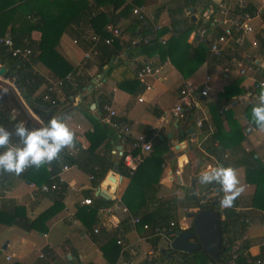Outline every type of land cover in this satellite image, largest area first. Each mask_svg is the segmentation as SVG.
<instances>
[{
	"label": "crops",
	"instance_id": "1",
	"mask_svg": "<svg viewBox=\"0 0 264 264\" xmlns=\"http://www.w3.org/2000/svg\"><path fill=\"white\" fill-rule=\"evenodd\" d=\"M96 1L97 3L101 1L102 4L107 0ZM96 1L86 0L91 7L96 5ZM110 1L111 6H100L97 11L111 12L118 16L114 26L120 31V37L116 40L118 54L112 56L110 63L99 70L97 57L88 61L82 58L83 53L88 49L87 38L93 34L88 22L84 20L68 27L59 38L56 51L74 69L80 70L81 76H84L90 85L88 84L86 92L80 90L67 101H64L61 92L56 95V100L64 103L52 117L67 118L66 123L76 134L75 144L85 150L89 146L86 134L93 131L101 132L104 127L98 119L100 115L96 106L101 100H106L105 102L116 113L117 119L129 126L131 137L150 131L153 138L164 142L165 148L160 155L156 198L158 201L172 200L175 203V224L185 230L191 224V220L186 217L187 213L196 211L193 207L195 200L200 198L199 203L209 204L215 195L213 185L219 190L216 183L203 185L199 182L201 171L216 163L207 149V137L213 130L209 118V104L219 102L220 108L225 107L231 112L232 120L242 130L240 150L255 154L259 162L264 164V130L250 127L243 115L246 106L257 102L261 89L256 90L255 85L264 83V43L260 44V38L264 37V24L261 21L264 0H194L192 3L186 0ZM129 6L140 8L146 15V19L140 22L149 32L143 40L150 41L156 32L161 30L165 32L158 39L150 41L146 47L138 46L139 37L135 38L136 35H132L135 26L132 23L135 17L131 13H121L122 8ZM245 7L252 10V16L249 15L252 34L239 38L236 42L232 39L228 40L220 57L212 56L207 48L204 61L185 78L171 65L168 57L161 60L158 54H145L160 46L164 47L166 42L171 41L174 37L170 28L171 20L189 19L193 23V30L186 39V43L192 48L201 43L193 34L200 29L207 30L204 43L208 47V41L219 35L225 27L222 22L240 17L243 15L240 10ZM0 12L25 15L27 10L20 0H0ZM205 14L207 16H204ZM9 30L10 26L2 36H8ZM39 36L36 31L30 33V38L34 41L39 40ZM251 40L257 42L256 47L251 46L249 42ZM142 43L146 44L143 41ZM145 64L159 68V72L155 77L139 82L135 78V72ZM237 64L242 69L250 66L251 71L240 76L238 75L240 68ZM11 65L9 59L0 58V68L4 70L0 76V106L7 108L13 118L19 117L18 123L25 124L20 113L14 109L12 98L25 116L27 115L24 108L31 118L43 126L29 108L28 101L16 89L14 78L9 73ZM32 71L45 80L35 96L40 95L45 91V87L55 82L48 70L38 62L32 66ZM205 77L209 78L207 95L197 98L196 106L186 113L185 119L175 120L170 114V109L176 102L178 90L187 82L201 87ZM132 82L134 84H126ZM1 83L4 85L2 86ZM119 84H122L123 88H119ZM5 86L13 90L22 106ZM236 89H240L241 93L233 96ZM90 90L91 96L88 93ZM227 99H230L229 103L225 104L224 101ZM203 118L209 126L202 121L207 128L202 132L195 127V122ZM221 127L224 131L228 130L226 122H223ZM189 129L192 132L188 136L180 135L181 132ZM187 141L191 148L186 146ZM124 146L125 143L110 130V136L96 148L94 153L103 155L113 163V166L95 187L90 184L89 176L74 166H70L69 170L62 174V178L70 184V187L58 186L63 188L60 201L62 209L46 222L43 232L24 231L15 226L0 224V264H115L116 262L150 264L152 260L156 264L175 262L177 253H172L169 257L167 255L169 251H165L166 247L161 238L153 248L152 238L156 236L147 235L137 227H132L129 216L125 213L119 210H112L109 213L99 212L101 208H109L115 203L122 204L121 197L129 178L124 174L122 167L119 169L117 165L120 164V160L111 152L119 148L124 149ZM74 148H65V150L72 152ZM195 151L202 153L198 160ZM239 157L238 153L228 154L226 167L231 166L237 170L244 187L243 193L235 200V211L244 217L246 227L243 231H239L237 227L232 228L228 237L232 240L233 255L241 254L245 258L244 264H252L253 260L264 255V213L250 207L254 186L244 182L243 166L238 161ZM98 191L106 194L108 199L96 195ZM52 192L43 193L30 182L19 178L11 179L0 187V211L11 213L13 208H23L24 215L31 221L52 206ZM95 197L110 201V205L97 209V223L87 229L75 217V213L79 207L84 206L80 204L81 200L90 199L93 202ZM183 205L188 207L183 208ZM180 211L185 214L184 221L178 218ZM94 228L98 232L93 233ZM111 237L130 247L132 251L121 254V247L114 246L106 253H102L101 248ZM161 250L164 253H161ZM145 252H152L151 262L143 260L142 253Z\"/></svg>",
	"mask_w": 264,
	"mask_h": 264
},
{
	"label": "trees",
	"instance_id": "2",
	"mask_svg": "<svg viewBox=\"0 0 264 264\" xmlns=\"http://www.w3.org/2000/svg\"><path fill=\"white\" fill-rule=\"evenodd\" d=\"M23 2L27 13L21 15L19 13L9 14L0 12V36H2L6 28L10 26L8 37L12 41L14 47L26 48L30 51L28 61H22L11 58L6 48L0 45V58L9 59L12 63V68L9 70L11 76L14 78L15 86L20 95L26 99L29 103V108L40 119L42 125H47L48 121L52 118L54 113L63 105L64 101H67L69 97L75 95L78 91L86 92L88 81L85 80L81 74L74 79L72 83L63 82L61 87V94L64 101L58 102L54 94L49 95V99L55 102L51 105L48 101H42V92L40 95L35 93L38 88L44 83V79L33 73L32 66L38 62L43 65L49 72L54 81L63 80V78L70 73H74L77 69H74L64 58H62L56 51L60 36L71 25H77L80 21L86 20L89 27L93 31V34L101 38L107 37L104 31L106 24H112L115 26L118 16L115 14L106 13L103 11H97L100 6L109 7L111 1L107 0L106 3H97L93 7L89 6L86 0H20ZM194 0H186V2L192 3ZM100 4V5H99ZM118 7V6H117ZM116 10V6H114ZM94 10L95 12H92ZM131 7H124L121 9L122 14L130 13ZM241 13H247L252 16V10L245 7L240 10ZM261 21L264 24V13L261 15ZM135 23V24H134ZM132 35H136L138 38V46L146 47L150 41L158 39L165 30L156 32L151 37L152 40H148L146 44L142 41L148 30L134 19ZM192 22L189 19L179 21H170L171 32L174 37L171 41L165 43V46L155 48L146 55L158 54L162 60L168 57L171 65L178 71L183 77H187L192 73L196 67H198L205 59L207 52V44L203 42L199 43L196 47L186 43V39L189 33L193 30ZM206 24V23H205ZM204 24V25H205ZM209 23H207L208 25ZM36 31L39 33V40L34 41L30 38V33ZM134 37V36H133ZM116 40L112 42L110 46L103 45L100 41L96 44L99 60L98 69L100 70L105 64L110 63L112 56L118 54L116 49ZM264 43V37L260 38V44ZM10 76V77H11ZM264 79V76H263ZM123 84V83H122ZM119 84V88H123V85ZM126 84H134L126 83ZM90 85V84H89ZM47 87H45L46 89ZM90 96L92 91H88ZM94 93V92H93ZM241 90L236 89L233 92V96L240 94ZM14 109L20 113L25 120V126L29 129L38 128L32 121L21 112L18 104L11 98ZM230 99L224 101L225 104L229 103ZM106 101V100H105ZM101 100L97 104V110L100 114V107L103 103H107ZM220 103L215 102L208 105V111L210 114V123L213 127L211 134L207 137L208 153L214 157L217 164L227 166L228 154L238 153L239 163L243 166L244 182L254 186V192L250 199V207L264 213V164H261L255 154L249 152L245 153L240 150V143L242 141V130L232 120V114L230 111H220ZM254 103L249 104L243 111V115L248 125L253 129H257V126L253 123L252 108ZM21 118V117H20ZM99 119V118H98ZM19 117H12L11 112L4 106H0V126L14 131L15 126L18 123ZM91 121L95 123L93 119ZM226 122L228 127L227 131H224L221 124ZM205 124L202 123L201 131H205ZM101 132L93 131L86 134V140L89 143L87 149H80L79 145L75 144V148L78 150L74 155L64 149L60 153V158L53 161L50 165L46 164L40 168H36L34 165L28 167L20 175L15 173H9L6 171H0V187L5 182L14 178H19L26 182H30L39 188L42 184L50 185L52 183V177L55 176L61 166H74L78 170L87 174L92 186H97L105 177L106 173L111 170L113 163L110 162L103 155H98L95 152L96 148L110 136V129L103 125ZM146 138H151V151L147 157L139 164L132 176L128 177V185L121 197L122 204L128 209L130 215L140 218L141 223L147 224L148 231H143L147 235L152 234V230L159 226H167L169 222H174V229L182 231L175 224V203L171 200L158 201L156 193L158 190L157 180L160 174V155L163 152L165 146L164 142L157 138L151 137L150 131H144ZM215 143V145H214ZM10 146H22V141L19 137L13 135L10 142ZM5 148H0V152L5 151ZM197 160L201 158L202 153L195 151ZM195 162V165L197 163ZM193 165V168L195 167ZM120 169L121 165H117ZM48 168L49 170H46ZM126 175V173L124 172ZM219 192L217 196L218 205L214 207L216 213L221 212L220 219V236L221 244L219 247L217 260L211 259L208 255L201 251H195L192 253H179L177 259L181 260L183 264H244L245 258L241 254H237L233 260H231L234 251L231 252L232 240L228 237V233L234 227H237L239 231H243L246 227L244 217L235 211L236 203L234 201L231 207L220 209V201L223 198V194L218 184ZM59 188V187H58ZM63 188H59L51 193L53 204L46 211L39 214L33 220H28L24 215L23 208H13L11 213H5L0 211V224L5 226H15L24 231L35 230L43 232L45 230L46 222L54 216L58 211L62 209L60 201L62 199ZM201 199L197 198L194 202V208L196 211H200L208 208V203H199ZM110 205V201L103 200L99 197H95L91 205L79 207L76 210L75 217L81 222V224L89 229L97 223L96 212L99 207H106ZM183 208L188 206L183 205ZM138 230L142 231L140 227ZM191 226L183 231H191ZM92 231V230H91ZM98 232V231H97ZM159 237L152 238V247L155 248ZM116 240L111 237L107 240L105 246L101 248L102 253H106L114 246ZM232 261V262H231ZM151 262V261H150ZM253 262V261H252ZM155 263L154 260L150 264ZM146 264V263H143Z\"/></svg>",
	"mask_w": 264,
	"mask_h": 264
},
{
	"label": "built area",
	"instance_id": "3",
	"mask_svg": "<svg viewBox=\"0 0 264 264\" xmlns=\"http://www.w3.org/2000/svg\"><path fill=\"white\" fill-rule=\"evenodd\" d=\"M130 13L135 19L139 22H143L146 19L145 13L138 7L132 6ZM204 16H207L205 14ZM226 19V18H225ZM250 16L243 14L238 18L226 19L222 23L225 26L219 35L212 37L208 41V52L214 57H220L223 52V48L226 46L227 41L232 39L236 42L239 38L250 36L252 34V28L249 25ZM104 31L107 34V37L100 39L99 36L95 34H90L87 38L88 49L83 53V60L88 61L91 58L98 56V51L96 49V44L101 40L103 45L110 46L114 40H118L120 37V31L112 26L111 24H106L104 26ZM207 30L200 29L198 32L193 34L196 36L197 41L203 42L206 38ZM144 43L147 41L143 40ZM251 46L256 47L257 42L255 40L249 41ZM75 44L76 41L74 40ZM0 45L6 48L11 58L28 61L30 51L26 48L14 47L12 41L8 36H0ZM237 67L240 68V65ZM247 71H251V67L248 66L245 69H238V75L244 76ZM159 72V68L153 67L151 65L145 64L142 65L136 72L135 78L139 82H143L146 78L155 77ZM80 75V70H76L74 73L67 74L63 80L55 81L49 87L45 89V93L42 95V101H48L51 105H54L55 102L49 99V95L54 94L55 96L61 92V87L63 82L72 83L76 77ZM208 81L209 78L205 77L202 86H197L191 83H184L182 87L178 90L177 98L175 104L170 109V114L175 120L185 119L186 113L196 106V100L198 97H205L208 92ZM148 88V87H147ZM256 90L264 88V83H259L255 85ZM225 107H221L220 111H225ZM99 121L101 124L106 125L110 130H112L124 143V149H116L111 153L115 155L119 160L122 169L126 173L127 177H130L135 172L139 164L144 160L145 157L151 151V138L148 139L144 134H138L131 137L129 126L122 120L117 119L116 113L111 109V106L107 103H103L100 107ZM202 121L206 123V119L197 120L195 122V127L200 129L202 127ZM208 124V123H206ZM209 126V124H208ZM152 137V135H151ZM153 138V137H152ZM128 140V141H126ZM215 145V143H214ZM80 147V146H79ZM201 148V147H199ZM78 148H74L72 152H68L69 155H74ZM201 152H205L200 150ZM246 151V150H245ZM217 163L214 162L212 166H216ZM69 166H61L59 172L52 177V183L50 185L42 184L38 190L43 193H49L58 189V186L65 185V187H70V184H67L66 181L62 178V174L69 170ZM90 180L91 177H88ZM221 188V186H220ZM221 193L224 196V192L221 188ZM81 205L89 206L91 205L90 199H83L80 202ZM227 207H222L220 209H225ZM119 210L129 216V223L132 227H140L142 231H148L149 227L147 224L141 223L140 218L134 217L129 214L128 210L120 203H115L109 208H101L99 212L109 213L110 211ZM97 229H93V233H96ZM179 231L174 229V222H169L167 226H159L152 230L151 236H157L164 241L165 247L174 239ZM115 244L120 248L121 254L125 251L131 252L130 247L124 246L119 240H116ZM152 252L142 253V258L146 262H150L152 259ZM234 255L231 260L234 259ZM8 257H6V260ZM232 262V261H231ZM115 264H123L122 262H116ZM156 264V263H153ZM169 264H183V262L177 259L173 263ZM252 264H264V255L253 260Z\"/></svg>",
	"mask_w": 264,
	"mask_h": 264
},
{
	"label": "clouds",
	"instance_id": "4",
	"mask_svg": "<svg viewBox=\"0 0 264 264\" xmlns=\"http://www.w3.org/2000/svg\"><path fill=\"white\" fill-rule=\"evenodd\" d=\"M253 123L264 130V88L261 89L257 102L251 110ZM67 118L52 117L47 125L29 129L24 123H18L14 131L0 126V171L20 175L28 167L40 168L60 158L65 148L75 146L76 134L66 123ZM13 135L20 138L22 146H8ZM199 182L203 185L219 184L224 192L220 201L222 207H231L243 193L244 187L237 170L231 166L217 164L201 171Z\"/></svg>",
	"mask_w": 264,
	"mask_h": 264
},
{
	"label": "water",
	"instance_id": "5",
	"mask_svg": "<svg viewBox=\"0 0 264 264\" xmlns=\"http://www.w3.org/2000/svg\"><path fill=\"white\" fill-rule=\"evenodd\" d=\"M4 70L0 68V76H2ZM3 86L4 84L1 83ZM14 85V84H13ZM10 92L14 94L17 102L20 106V100L15 95L13 90L9 86H5ZM24 108V107H23ZM93 108V107H91ZM24 112L27 117L35 124L36 127H41L39 123H37L33 118L30 117L28 112L24 108ZM192 132L191 129L185 132H181L180 135L188 136ZM186 146L191 148L189 141L186 142ZM191 157L189 156V159ZM117 168L116 166L114 167ZM214 189V197L213 200L209 203L208 208L187 213L186 217L191 220V231H179L174 239L167 245L165 251H169L167 255L169 257L172 256V253H192L195 251H201L208 255L211 259L217 260V255L219 251V247L221 244V236H220V219L221 212L214 210V207L218 205L217 196H218V188L216 185H213ZM99 197L108 199L107 195L102 191H98L97 194ZM4 248V246H3ZM161 253H164L161 250Z\"/></svg>",
	"mask_w": 264,
	"mask_h": 264
},
{
	"label": "rangeland",
	"instance_id": "6",
	"mask_svg": "<svg viewBox=\"0 0 264 264\" xmlns=\"http://www.w3.org/2000/svg\"><path fill=\"white\" fill-rule=\"evenodd\" d=\"M72 123H74V122H72ZM73 125V124H72ZM178 218L180 219V220H185V214L183 213V212H179V214H178Z\"/></svg>",
	"mask_w": 264,
	"mask_h": 264
}]
</instances>
